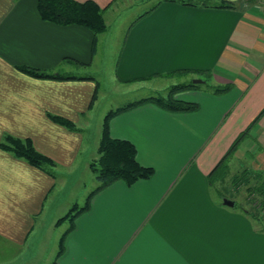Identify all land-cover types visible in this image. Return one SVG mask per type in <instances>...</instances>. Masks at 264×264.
<instances>
[{"label": "crops", "instance_id": "obj_1", "mask_svg": "<svg viewBox=\"0 0 264 264\" xmlns=\"http://www.w3.org/2000/svg\"><path fill=\"white\" fill-rule=\"evenodd\" d=\"M74 1L94 2L108 27L121 0ZM36 2L0 0V142L29 139L55 165L44 171L0 149V264H264L263 244L231 235L250 234L246 219L210 194L214 169L264 109V2L160 0L131 21L116 47L108 37L98 45V35L80 26L42 21ZM106 76L115 88L171 77L212 86L201 81L174 95L197 106L190 112L167 111L150 98L122 103L149 99L112 116L109 134L132 144L152 177L132 186L116 181L87 211L59 222L67 213L54 207L60 175L53 169L70 175L97 159L85 155L91 147L97 154L108 114L95 102ZM251 133L256 147L236 154L249 155L262 174L264 115Z\"/></svg>", "mask_w": 264, "mask_h": 264}, {"label": "rangeland", "instance_id": "obj_2", "mask_svg": "<svg viewBox=\"0 0 264 264\" xmlns=\"http://www.w3.org/2000/svg\"><path fill=\"white\" fill-rule=\"evenodd\" d=\"M159 1L160 0H147L146 2H144V0L119 1L115 5L116 10L110 13L106 18L108 27H106L104 32L98 33V45L102 44V40L108 37L106 41L107 45H110V47L118 46L120 44V33L124 30V34L131 24V21L134 20L137 15L149 10L150 7L154 6ZM184 1L191 2L192 0ZM103 79L104 80L99 79L100 89L96 94L95 102H98V110H102V112L106 114L111 111H116L121 104L127 100L150 98L151 101L156 102L158 98L166 95L171 87L181 85L186 80V78L183 77H171L169 79L151 80L147 84L140 85L139 88H134V86H132L133 88H115L112 86V82L108 76ZM200 81L205 82L203 80ZM191 82H193V79ZM205 83L206 84L204 85H199V87H205L206 90L209 86H212L210 81H206ZM252 135L253 133L249 131V134H247L243 143L240 144L239 148L241 147V152H243V149L245 150V147L247 146L256 147L254 142L255 139ZM92 145L94 144L91 142L88 143V146ZM90 150L93 151L86 153L85 157L92 160V157L97 156L98 154H95L94 147H91ZM236 152L228 162V169L224 172L219 171L214 175L213 181H216L213 182L214 184L210 185V194L214 203L218 204L221 209L228 213L240 215L246 219L251 232L250 234L243 236L238 233L235 235L231 234L237 241L264 245V210L262 209L263 207H260V204L262 203L261 201L264 197L255 191L257 189H260L261 191L264 189V173L260 174V171L254 172L250 168L248 164L251 160L249 155L242 157L239 156V154H236ZM78 165L79 159L75 166ZM58 172L53 169V175L54 173H56V175H62L61 177L59 176V193L55 198L54 207L61 212V216H64L75 205H77L78 208L85 206L89 195L98 187L99 183L96 181L95 174L90 169V166L76 169L73 171L74 174L70 175H66V173L62 174V172H65L63 170H59ZM56 175L55 177H57ZM253 175L258 176V178L253 180L250 179ZM242 179L245 180L244 184H242ZM246 182H250L249 185H247ZM225 200L233 202L234 205L232 207L225 206ZM255 204L258 205V207H256ZM69 225L70 222L68 221L65 222L63 226L59 227V234L69 227ZM224 225L225 224L220 227H226ZM224 236L228 237V233Z\"/></svg>", "mask_w": 264, "mask_h": 264}, {"label": "trees", "instance_id": "obj_3", "mask_svg": "<svg viewBox=\"0 0 264 264\" xmlns=\"http://www.w3.org/2000/svg\"><path fill=\"white\" fill-rule=\"evenodd\" d=\"M36 10L42 21L60 26L76 25L90 30L94 35L102 33L106 29V23L103 18V10L94 2L86 1L83 3L74 0H37ZM19 71L37 78H52L33 69L19 67ZM196 85H175L169 89L165 98H158L156 103L163 109L170 112H190L197 109L195 104L184 103L174 99V95L181 91L196 88ZM226 89L219 90L224 92ZM149 99L138 103H133L122 107L116 111L109 112L102 123L101 136L98 144L97 159L90 164V169L95 174L98 187L89 195L85 206L78 208L75 205L69 212L60 219L73 221L77 216L89 209L91 198L107 188L116 181H121L127 186H132L140 180H148L152 177L154 171L138 164L136 160V150L132 144L127 141L113 139L109 134V119L121 112L148 102ZM264 115V109L256 116L244 132H242L233 142L228 152L221 159L211 175L219 171L228 169V162L232 155L238 150L239 146L245 140L249 131H251ZM51 121L59 124L69 130H75L74 125L58 117H51ZM0 149L11 153L14 157L26 161L29 165L50 171L55 164L46 156L35 150L29 139H18L11 136H5L0 142ZM213 177V176H212ZM248 184V182H247ZM251 190V189H249ZM264 193V189H262ZM262 194V192L257 191ZM262 196V195H261ZM263 197V196H262ZM260 207L264 210V198ZM262 205V206H261ZM256 207L258 205L255 204Z\"/></svg>", "mask_w": 264, "mask_h": 264}, {"label": "water", "instance_id": "obj_4", "mask_svg": "<svg viewBox=\"0 0 264 264\" xmlns=\"http://www.w3.org/2000/svg\"><path fill=\"white\" fill-rule=\"evenodd\" d=\"M201 81H199V80H196V81H193L192 83L193 84H197V83H200ZM224 204L226 205V206H229V207H232L233 206V202H231V201H224Z\"/></svg>", "mask_w": 264, "mask_h": 264}, {"label": "built area", "instance_id": "obj_5", "mask_svg": "<svg viewBox=\"0 0 264 264\" xmlns=\"http://www.w3.org/2000/svg\"><path fill=\"white\" fill-rule=\"evenodd\" d=\"M256 1H258V2H264V0H256Z\"/></svg>", "mask_w": 264, "mask_h": 264}]
</instances>
